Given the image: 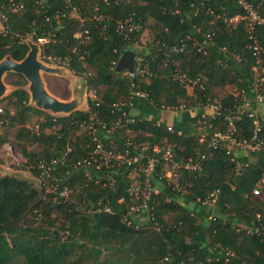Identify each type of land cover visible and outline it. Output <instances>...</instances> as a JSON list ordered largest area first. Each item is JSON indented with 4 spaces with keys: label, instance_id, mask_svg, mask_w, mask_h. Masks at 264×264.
<instances>
[{
    "label": "trees",
    "instance_id": "obj_1",
    "mask_svg": "<svg viewBox=\"0 0 264 264\" xmlns=\"http://www.w3.org/2000/svg\"><path fill=\"white\" fill-rule=\"evenodd\" d=\"M72 1L76 14H71L72 5L65 0H0L4 24L0 61L8 55L22 60L30 49L29 35L48 36L42 57L67 60L68 68L85 76L88 87L97 90L100 101L97 105L88 99V110L53 115L30 104L27 80L15 74L18 79L12 83L17 87L7 96L14 112L0 114V123L6 128L21 125L19 139L25 137L43 146L42 158L38 159V153L22 146L28 164L40 159H65L52 171L58 180H41V188L30 180L0 173V264H264V194H253L264 172V150L258 151L261 158L255 163L248 157L258 152L244 151L241 157L237 154L247 163L237 173L232 155L223 146L211 151L208 138L200 141L193 124L202 109L196 116L182 111L181 119L171 124L173 131L168 129L170 124L158 123L161 105L202 107L221 101L223 113L214 120L213 128L224 131L226 116L236 115L238 137L252 136L253 118L239 112L242 95L230 92L217 99L214 91L215 87L232 84L249 94L252 89L254 56L247 48V27L243 22L229 24L217 17L241 13V6L236 0ZM12 2L23 6L15 11ZM95 6L104 15L100 21L93 17ZM262 8L264 11V5ZM127 17L141 22L144 30L152 20L151 38L140 50L137 45L144 30L127 32L118 28L117 19ZM84 27L90 28L91 34L82 42L74 33ZM255 35L264 47V25L257 26ZM181 40L186 47L171 52V45ZM127 49H133L136 59L142 58L152 71L148 78L134 80L136 88L148 98L131 99L132 80L126 70H116ZM176 70L201 76L199 83L189 90L174 78ZM118 101L137 103L141 114L136 122L118 128L104 140L106 147L124 149L128 138L149 146L169 141L175 144L178 157L202 152L210 156L202 171L185 172L186 195L175 193L164 180L153 177L160 188L154 210L159 228L152 220L139 223L140 216L131 215L132 224L125 221L131 204L126 170L116 174L117 181L112 185H103V181L96 182V172L88 177L74 166L93 145L90 135L73 138L74 132L84 128L81 124L95 113L108 123L115 122L121 117V112L113 108ZM34 113L45 115L41 128L35 131L26 128ZM259 117L264 138V118ZM54 126L59 127L55 132L44 131ZM5 140L0 133V143ZM31 171L41 177L38 168ZM70 189L73 192L69 194ZM213 191L218 192L215 197L210 196ZM207 199L210 204L203 203ZM198 205L201 207L197 209ZM36 220L40 222L33 223ZM258 225L263 227L260 232L248 231Z\"/></svg>",
    "mask_w": 264,
    "mask_h": 264
},
{
    "label": "built area",
    "instance_id": "obj_2",
    "mask_svg": "<svg viewBox=\"0 0 264 264\" xmlns=\"http://www.w3.org/2000/svg\"><path fill=\"white\" fill-rule=\"evenodd\" d=\"M65 1L69 5H72L71 14H76L77 8L73 1ZM236 1L242 8L241 13L232 16H227L225 13H222L218 14L217 17L229 24L243 22L246 25L249 33L248 37L250 39V42L247 43V48L251 50L254 56V64L252 66L254 101L258 104H264V47L259 43L255 35L257 26L264 25V11L262 8L264 0ZM12 6L13 10L16 11L23 5L12 2ZM93 13V17L96 20L100 21L104 18L98 6L94 7ZM210 13L213 14L214 11L211 10ZM78 17L80 20H83L81 16ZM117 25L119 29L125 28L127 32L144 30L141 22L135 20L133 17L119 18L117 19ZM90 34V28L84 27L80 31L75 32L74 36L81 39L82 42H85L90 39ZM28 37H32L39 44L42 56V50L48 42V36H39L35 38L34 35L31 34ZM207 37L211 38L209 33ZM185 47L186 42L181 40L179 44L171 45L170 51L179 52ZM46 61L57 64H67V60H62L60 57L49 56ZM126 74L133 83L131 99L148 98V94L136 88L134 83L135 79L148 78L152 75L151 69L143 62V59H136L134 70H126ZM173 75L175 79L179 80L189 89L199 83L201 77L192 76L185 72L181 73L179 70H176ZM236 94L242 95L243 99L239 112L248 115L254 120V132L252 136L243 138L238 137V127L235 122L237 118L236 115L226 116V129L224 131L213 128L215 126L214 120L223 113V104L221 101L208 102L206 105L202 106L208 113H202L201 117L197 119L196 124L194 123L193 126L198 129L201 142L205 141L207 138L209 139L208 146L211 151L223 146L226 152L232 155L237 173H240L243 168L247 166V163L240 161L237 154L241 151L258 152L264 150V138L260 135L263 129V125L260 123V114L258 109L252 106L249 93H247L245 89H242L241 91L236 90ZM88 99L95 101L96 104L99 105L100 101H98V93L95 88L88 87ZM132 105L133 103L127 104L126 101L115 102L113 108L121 112V117L113 123H108L100 119L95 113L88 121H84L83 124H81L86 128L87 134L90 135L93 145L91 150H89L83 158L74 162V166L83 169L88 177H92V173L96 172V182L99 183L103 181V185L108 182L112 185L117 181L116 174L120 172L124 173L123 171L126 170V177L129 180L127 192L130 195L131 204L128 213L124 217L125 221L128 224H132L130 216H140L139 223H143V220H152L159 228L160 226L155 219L154 210L156 208L160 188L153 183V177L157 176L158 179L164 180L167 186L175 193L182 196L186 195L188 193V185L183 180L185 172L202 171L210 156L209 153L202 152L197 156H190L188 158L182 156L178 157L175 144L169 141H165L161 145L155 144L154 146H149V143L136 142L134 139L128 138L125 141L126 148L124 149L106 147L104 140L112 136L118 128L133 124L137 121V117L131 115L126 109L127 106ZM159 108L160 110L190 111V107H187L186 104L161 105ZM0 111H2L1 107ZM139 120H141V118H139ZM160 122L161 121H158V123ZM168 129L173 131L171 125ZM149 149H152V153H149ZM65 153L67 154L68 151ZM64 159L65 157L53 158L51 160L40 159L36 164H29V168H38L41 170L40 179L46 180L48 183L50 178L58 180L57 175L52 171L56 168L58 163ZM216 193L218 192L213 191L210 196L215 197ZM253 194H264V172L253 188ZM203 203L210 204L211 201L207 199ZM106 210L110 209L106 208ZM262 228V226L258 225L255 228H248V231L260 232ZM229 254L233 253L231 252Z\"/></svg>",
    "mask_w": 264,
    "mask_h": 264
},
{
    "label": "rangeland",
    "instance_id": "obj_3",
    "mask_svg": "<svg viewBox=\"0 0 264 264\" xmlns=\"http://www.w3.org/2000/svg\"><path fill=\"white\" fill-rule=\"evenodd\" d=\"M151 21L147 22L148 27L146 26L145 30L143 31L141 35L140 43H138L137 45L138 50H140L143 46H145L147 42L149 41V39L151 38V27H150ZM3 29H4L3 19L0 17V30H3ZM39 56L43 62H47L50 64H56V65L63 66V67H68L67 64H57L54 62H48L46 61V59H44L41 56V54ZM15 74L16 72H8L3 77V80L7 86V90L5 94L2 97H0V107L2 108V111H0V114H3L7 110L10 111V113L14 112L13 103L10 102L9 99H7V96L8 94H10V92H12L17 87L16 85L12 83L18 79V76ZM44 76L48 78L49 83L50 82L52 83V79L48 77L49 75H44ZM72 78L73 79L78 78L77 79L78 82L80 80H83L82 77H81L82 79H80V77L77 75H74V73H72L71 78H69L68 80L71 82ZM52 84L55 87L56 91L60 92L61 94L62 93L64 94L66 88H64L63 80H55L54 83ZM28 85H29V81L27 80V83L25 84V88H28ZM236 89H239V88H236L232 84V85H226L224 87H215L214 91L219 95V97H217V99H219L225 94H228L230 92H236ZM54 115L58 116L60 114H54ZM44 116L45 115L43 114H36V113L32 114L30 119L26 123V128L30 130H34V131L39 130L41 128L40 121L44 118ZM21 127H22L21 125H16L15 127L7 126L6 128L4 127L3 124L0 123V133L6 139L3 143H0V173L15 175L20 178L30 180L37 188H41L42 187L41 179L37 176H34V174L32 173L31 169L29 168L27 159L23 156L21 152V148L23 145H26L29 151L39 154V156L35 158V159H38V158H42L43 146L39 142H35V143L31 142L25 137L23 139H19L17 134ZM58 128H59L58 126H54L52 128H44V131L53 133ZM84 128L82 127L78 128L74 132L73 138L85 137L87 132H86V128L85 129ZM49 188L50 187H47V190H51ZM71 191L73 192V190L70 189L69 194L71 193ZM72 197H75V195H72ZM38 222H40V220L38 221L36 220L33 223L37 224ZM105 256L109 258V253L105 252Z\"/></svg>",
    "mask_w": 264,
    "mask_h": 264
},
{
    "label": "water",
    "instance_id": "obj_4",
    "mask_svg": "<svg viewBox=\"0 0 264 264\" xmlns=\"http://www.w3.org/2000/svg\"><path fill=\"white\" fill-rule=\"evenodd\" d=\"M27 43L30 49L22 60H15L8 55L0 61V97H2L7 90V86L3 80L4 75L8 72H16L22 74L26 80L29 81L27 90L30 93V104L39 109L49 111L53 115L61 113L68 115L79 110V107L84 100L85 89L86 87L88 88L87 81H79L81 86H75L73 90V98L71 100L65 101L59 99L47 90L42 73L45 71L63 74L65 72V67L50 66L43 62L39 56L41 54V48L32 37L27 38ZM135 64V51L133 49H127L118 60L116 70L133 71Z\"/></svg>",
    "mask_w": 264,
    "mask_h": 264
},
{
    "label": "crops",
    "instance_id": "obj_5",
    "mask_svg": "<svg viewBox=\"0 0 264 264\" xmlns=\"http://www.w3.org/2000/svg\"><path fill=\"white\" fill-rule=\"evenodd\" d=\"M46 64L50 65V66H59V65H56V64H50V63H47L45 62ZM72 73H74L71 69H69L68 67H65V72L63 74H58V73H50V72H43L42 73V77H43V80L45 82V86L47 88V90L52 93L53 95H55L56 97H58L59 99H62V100H65V101H69L73 98V90L75 88V86L77 85L78 86H81V83L78 82V78H72L71 82L68 80L69 78H71L72 76ZM44 75H49L48 77L52 79V83H54L55 80H63V85H64V88H66L64 94L58 92L55 90V87L53 86V84L49 81H48V78L45 77ZM74 75H77L74 73ZM80 77V79L83 78V80H80V82L82 81H87L86 77L83 76V75H77ZM82 77V78H81ZM72 85V86H71ZM52 87V88H50ZM72 87V88H71ZM189 90H192V89H189ZM249 97L251 98L252 100V106L253 107H256L259 111V114L264 118V104H258L254 101V92H253V89H251L250 91V94H249ZM89 108V105H88V88L86 87L85 89V94H84V100L83 102L81 103L79 109L80 110H88ZM202 109V113H208L207 110H204L203 107H200V106H190V114L192 116H196L197 114H199L201 112ZM129 113L131 115H134L137 117V115L141 114V109L139 107H137V103L132 105L131 107H129ZM49 112V111H47ZM50 114H52L51 112H49ZM62 115V114H60ZM144 115L145 116H151L148 114V112H144ZM181 115H182V112L181 111H172V110H160L159 111V116H158V121H161V122H164V123H167V124H172L175 120H180L181 119ZM250 154V153H249ZM245 155L244 151H241L240 152V157ZM249 161L250 163H255L257 160H260L261 156L258 153L254 154V155H249ZM259 158V159H258ZM264 157H262L261 159L263 160ZM205 205V204H204ZM194 205H192L193 207ZM200 208L201 206L198 205ZM202 210V208H201ZM206 217V216H204ZM208 217V216H207ZM211 218V216H210ZM209 219V217H208Z\"/></svg>",
    "mask_w": 264,
    "mask_h": 264
}]
</instances>
